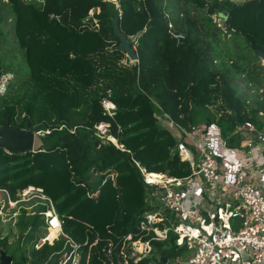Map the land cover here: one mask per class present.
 Segmentation results:
<instances>
[{
    "label": "trees",
    "instance_id": "16d2710c",
    "mask_svg": "<svg viewBox=\"0 0 264 264\" xmlns=\"http://www.w3.org/2000/svg\"><path fill=\"white\" fill-rule=\"evenodd\" d=\"M117 5L0 0V41L2 23L10 19L24 60L12 66L0 52V79L11 75L0 94V129L8 124L48 132L33 152L0 148V190L14 200L29 186L42 189L64 234L78 246L77 264H104L106 239L136 231L147 189L135 163L150 173L190 175L188 164L171 152L174 139L157 124L156 106L187 130L217 125L230 148L241 143L238 126L251 123L264 131L258 121L263 109L248 106L233 84L242 76L255 86L264 80L255 72L261 60L256 51L264 53V0H117ZM92 10L97 27L87 22ZM117 12L120 31L138 37L131 44L137 62L130 67L120 64L129 60L116 49L120 41L111 21ZM216 14H227L225 33L211 23ZM171 31L184 40L177 44ZM104 98L116 107L113 117L105 114ZM99 123L110 124L121 149L94 136ZM20 228L21 246L11 264H63L72 253L63 238L37 247L46 234L40 214ZM151 245L152 256L137 264H168L185 253L172 234ZM0 249L8 254L7 239L0 240ZM64 264H72V256Z\"/></svg>",
    "mask_w": 264,
    "mask_h": 264
},
{
    "label": "built area",
    "instance_id": "2783aa9c",
    "mask_svg": "<svg viewBox=\"0 0 264 264\" xmlns=\"http://www.w3.org/2000/svg\"><path fill=\"white\" fill-rule=\"evenodd\" d=\"M93 14V10L89 12L87 22L97 27L95 19L90 21ZM211 23L225 33V19L221 14L212 16ZM170 34L177 44L184 40L181 33L171 31ZM9 78L5 75L0 79V94ZM101 105L105 114L113 117L115 105L106 98L101 100ZM154 116L157 124L174 139L171 152L188 164L190 175L177 178L150 173L135 163L147 189L144 211L136 231L117 236L115 240L106 239L103 263L137 264L152 256V241H168L172 234L175 246L183 248L187 255L183 261L177 258L176 264H264V131L244 123L235 131L241 137L239 147L230 148L215 124L201 123L187 130L175 124L158 106ZM109 128L108 123L96 124L94 136L102 144L111 143L121 149L109 134ZM44 133L48 132L35 133V138ZM109 177L113 179L112 175ZM0 194L3 196L0 222L5 206L35 201L39 208H45L40 215L47 232L39 245H52L63 238L65 246L72 250L66 261L72 256V261L75 259L78 263L75 253L78 246L64 234L53 202L42 189L29 186L14 200L5 190H0Z\"/></svg>",
    "mask_w": 264,
    "mask_h": 264
},
{
    "label": "rangeland",
    "instance_id": "374dc122",
    "mask_svg": "<svg viewBox=\"0 0 264 264\" xmlns=\"http://www.w3.org/2000/svg\"><path fill=\"white\" fill-rule=\"evenodd\" d=\"M2 2H6V0H1ZM111 2H115L117 6V0H110ZM246 1V0H245ZM238 2V1H237ZM240 4V3H239ZM90 21H93L94 14L90 17ZM1 33L3 35L0 41V52L3 56H9L7 60L12 63V66H17L21 64L23 66L24 60L21 57V54L15 48L13 33H12V26L10 19L6 20L2 23ZM224 38V36H222ZM228 39V37H225ZM125 67H130L135 65L134 63L126 62V60L121 61V63ZM214 65L215 62L213 61ZM255 72L259 75L261 80L264 79V61H260L259 63L255 64ZM11 78V75H9ZM3 80V79H2ZM8 84V81L5 85ZM233 84L237 89L239 95L243 96L247 100L248 106H258L263 109L262 112L258 114V121L264 122V80L261 81V84L254 85L252 83H248L243 76L241 78L235 77L233 79ZM4 85V86H5ZM40 140L39 137L36 136L34 141V149L39 147ZM3 196L0 194V206L2 203ZM19 206V207H18ZM41 210L39 205L35 204V201H31L29 203H19L16 207H6L4 208L3 215H2V222H0V240L7 239L9 244V252L7 256H17L18 253L15 252L17 250V245L21 246L19 242V237L21 234L20 222H25L26 219L30 216L39 215ZM47 232V230H46ZM39 245V243H38ZM40 246V245H39ZM1 250V249H0ZM187 259V255L181 257V261ZM72 264H77V260H73ZM168 264H176L175 261H169Z\"/></svg>",
    "mask_w": 264,
    "mask_h": 264
},
{
    "label": "water",
    "instance_id": "95a60500",
    "mask_svg": "<svg viewBox=\"0 0 264 264\" xmlns=\"http://www.w3.org/2000/svg\"><path fill=\"white\" fill-rule=\"evenodd\" d=\"M224 19L227 18V14L221 15ZM114 35L119 39L120 43L117 46V50L123 52L126 57L133 62H137V55L132 49L131 44L135 43L137 36L132 39L126 37L119 28V12L114 16L111 21ZM261 59L264 60V53L256 51ZM5 88H3L4 91ZM35 135L32 132L19 130L17 128L10 127L6 124L0 129V148L6 149L9 153H26L33 152L34 150ZM12 257L7 256L3 250H0V264H11Z\"/></svg>",
    "mask_w": 264,
    "mask_h": 264
},
{
    "label": "bare ground",
    "instance_id": "6f19581e",
    "mask_svg": "<svg viewBox=\"0 0 264 264\" xmlns=\"http://www.w3.org/2000/svg\"><path fill=\"white\" fill-rule=\"evenodd\" d=\"M53 238V234L50 236V239Z\"/></svg>",
    "mask_w": 264,
    "mask_h": 264
}]
</instances>
